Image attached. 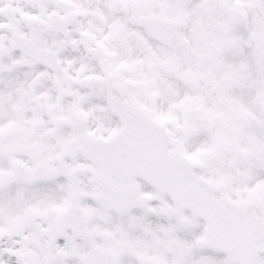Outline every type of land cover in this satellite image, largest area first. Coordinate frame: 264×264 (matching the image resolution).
Segmentation results:
<instances>
[{
    "label": "snow or ice",
    "instance_id": "snow-or-ice-1",
    "mask_svg": "<svg viewBox=\"0 0 264 264\" xmlns=\"http://www.w3.org/2000/svg\"><path fill=\"white\" fill-rule=\"evenodd\" d=\"M0 264H264V0H0Z\"/></svg>",
    "mask_w": 264,
    "mask_h": 264
}]
</instances>
